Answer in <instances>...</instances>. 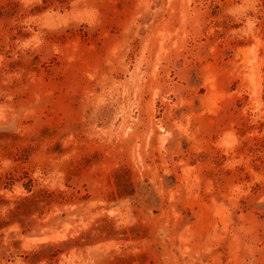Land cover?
I'll use <instances>...</instances> for the list:
<instances>
[{"label": "rangeland", "instance_id": "obj_1", "mask_svg": "<svg viewBox=\"0 0 264 264\" xmlns=\"http://www.w3.org/2000/svg\"><path fill=\"white\" fill-rule=\"evenodd\" d=\"M0 264H264V0H0Z\"/></svg>", "mask_w": 264, "mask_h": 264}]
</instances>
